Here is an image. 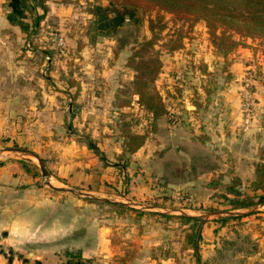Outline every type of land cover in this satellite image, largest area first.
I'll use <instances>...</instances> for the list:
<instances>
[{"label":"rangeland","instance_id":"1","mask_svg":"<svg viewBox=\"0 0 264 264\" xmlns=\"http://www.w3.org/2000/svg\"><path fill=\"white\" fill-rule=\"evenodd\" d=\"M8 1L3 8L8 9ZM37 1H29L33 6L27 13L30 25L39 16L37 11L43 12L37 8ZM45 2L48 11L59 8L62 15H55L57 11L44 15L25 34L24 43L29 44L27 58L32 60L34 71L31 95L17 98L18 82L6 86L11 93L6 115L8 119L18 117L29 145L40 138L45 141L49 136L58 142L57 149L46 151L42 154L45 159H41L51 184L75 190V195L61 194L82 200L98 202L79 196V192L135 206V209L121 210L100 201L101 214L115 209L124 217L122 226L126 225L127 214L138 221L139 227L151 231L148 256L155 257L157 264L165 253L170 254L175 264H240L255 250L263 248L257 240L263 238L264 242V206L233 209L231 201L236 195L228 186L238 180L236 190L241 197L254 196L250 184L255 179L256 165L264 161V37L235 35L239 44L223 54L212 43L204 21L173 16L143 3L137 11L136 22H128L113 38L97 37L91 42L92 9L95 5L106 6L107 0ZM103 39L107 43H101ZM146 42L151 44L145 46ZM32 48L39 52L31 58ZM143 59L155 60L151 65H158L152 85L161 98L165 115L154 117L143 109L135 94L136 68L142 67ZM35 90L58 94L34 96ZM230 94L234 97L229 100ZM245 94L249 113L243 109ZM23 103L25 109H18ZM51 104L54 110H50ZM233 104L239 108L232 107ZM233 108L238 114L231 119ZM41 120L43 125L48 123L47 128L40 125ZM232 121L234 130L230 127ZM129 134L146 136L143 146L132 154L124 151ZM227 137L239 141L235 154L222 144ZM245 138L246 142L253 139V151L249 143H243ZM88 140L98 147L99 154L87 146ZM19 149L34 154L27 147ZM117 151L120 153L115 155ZM254 152L259 160L251 161L254 163L251 178L243 171L244 167L239 168ZM100 154L107 162L118 164L120 174L125 170L120 183L116 175L117 189L112 184L113 173L106 174L111 179L102 186L103 194L92 192V188L101 189ZM91 156L97 159L91 186L80 183L73 188L64 177L54 175L56 166L60 165L59 157L85 163ZM32 160L38 164L36 159ZM169 162L172 170L179 168L176 176H165L164 164ZM71 166L62 164L66 172L72 170ZM250 169L251 166L248 173ZM195 182L197 185H189ZM41 186L51 190L43 179ZM247 210L251 212L226 215L230 211ZM179 211L203 219L187 221ZM196 232L199 233V262L192 244L186 240L188 234ZM259 234L262 237H254ZM212 240L214 243H210ZM215 243L217 246L212 250L210 246Z\"/></svg>","mask_w":264,"mask_h":264},{"label":"crops","instance_id":"2","mask_svg":"<svg viewBox=\"0 0 264 264\" xmlns=\"http://www.w3.org/2000/svg\"><path fill=\"white\" fill-rule=\"evenodd\" d=\"M4 2L6 0H0V151L17 145L18 148L27 147L40 159H45L42 154H45L46 151L56 150L58 142L52 136H49L45 141L40 138V140L29 145V140L25 137L26 130L21 126L18 117L8 119L6 115L8 110L6 108L8 104L6 103L8 98L11 97L7 87L15 85L14 82H18L16 86L20 95L17 98L29 97L31 95H29L31 92L30 82L34 77V71L31 65L32 60L27 58L26 46L28 47L29 44L25 45L24 43L25 33L18 26L12 25L6 20L5 15L8 9L3 8ZM54 11H57L55 15H62L61 10L58 8L57 10H49L45 16L51 15ZM37 14L41 15L42 13L37 11ZM26 22L29 21L26 19ZM103 41L105 40H101V43H107ZM30 50H34L32 54H29L31 58L36 55V52H39L35 48ZM46 56L48 63L51 65L49 55ZM52 69L53 67H51ZM42 78L44 77L42 76ZM40 94L51 97L56 96L58 93L35 90L34 96H40ZM15 95L16 93H13V96ZM229 97H234V95L230 94L228 96L230 100ZM232 99L235 101L237 98ZM17 102L19 103L18 100ZM52 106L54 105L49 106L50 110H54V108H51ZM234 106L237 109L239 108L238 104H233L232 107ZM21 107L25 109L24 103L17 108ZM18 109L16 110L18 111ZM236 112L238 114V111L233 108L230 115L231 119H234ZM233 121L230 124L231 128H233ZM98 123L97 127H100L101 122ZM46 124L43 125L41 120L40 125L42 127L47 128L48 123L46 122ZM246 141L245 138L243 143H249L250 151H253V139ZM237 143L239 141L234 140L233 137L223 138L222 140V144L225 145L228 152H233V154H235L238 147ZM32 148H38V150ZM119 153L117 151L115 155ZM247 158L249 160L241 162L239 169L244 167L243 171L252 178L254 163L251 161H255V158L259 160V157H255L254 152L253 157L248 156ZM100 161L101 189L91 188L92 192L103 194L105 190L102 186L107 179H111L110 177L107 178L106 174L110 171L113 173L112 184L117 189L116 175L117 182L120 183L121 175L125 174V170L122 169L120 174V170H118L120 166L107 162L101 154ZM59 162L60 165L56 166L54 175L60 178L64 177L65 182L72 185L73 188L79 186L80 183L91 186L90 184L95 175V168L93 167L97 159H93L91 156L89 162L77 163L71 159L59 157ZM68 163H70V166L72 165L70 168L72 170L66 172L62 164L67 166ZM105 164L108 165L107 168H105ZM249 166H251V173H248ZM235 170L237 171L236 168ZM68 178L73 179V182ZM41 179V175L33 162L6 152L1 154L0 264H35L36 262L40 264H64L66 253L77 251L81 253L83 260L88 261L89 264H157L155 257L151 259L148 256L151 245L147 247V244L151 243L153 234L148 228L139 227L136 219L129 218L125 214L126 225L122 226L121 221L124 220V217L117 214L115 209L112 213L101 214L100 201L91 202L66 194H57L59 192H53V190L41 186ZM189 185L195 186L197 182ZM108 204L111 205L112 203ZM213 223L210 224L213 225ZM212 228L216 227L212 226ZM260 236L262 237V234L254 237ZM257 241L260 242L261 246L264 245L263 238L261 241ZM210 243H214V240ZM216 246L215 243L210 247L213 250ZM158 262L160 264H175L168 253L161 255ZM178 264L183 263L179 262ZM240 264H264V246L255 250L250 256L245 257Z\"/></svg>","mask_w":264,"mask_h":264},{"label":"trees","instance_id":"3","mask_svg":"<svg viewBox=\"0 0 264 264\" xmlns=\"http://www.w3.org/2000/svg\"><path fill=\"white\" fill-rule=\"evenodd\" d=\"M33 0H9L7 2L8 12L6 20L18 26L25 34L29 33L31 26L36 23L48 12L46 0L36 2L37 8L43 12L33 24L26 22L27 13L33 10L29 4ZM106 6L95 5L92 9L90 22L91 42L97 37L113 38L121 30L127 27L128 22H136L137 11L146 4V7H153L172 14L173 16H182L181 18L192 19L194 21H204L211 36V41L215 47L226 54L230 49H234L239 42L234 39L235 35L252 38L255 36L264 37V0H107ZM35 6V7H36ZM38 15V14H37ZM152 22V20H151ZM153 31V26L151 25ZM219 31V32H217ZM151 42H146L145 46ZM120 46L119 48H121ZM117 53V52H115ZM155 61V60H154ZM152 60H141L142 65L137 67V75L134 81L139 103L146 111L154 117L165 115L166 111L162 104L158 92L155 91L152 83L158 72V65H151ZM146 136L139 134H129L124 144V151L135 153L145 143ZM87 146L95 153L99 154L98 148L91 142L87 141ZM43 161V160H42ZM44 162V161H43ZM167 167L165 176H176L179 171L177 166L172 170V164L165 163ZM238 180H234L228 188L236 195L233 203V209H246L255 205L264 204V161L256 165L255 179L251 182L250 187L254 191V196L241 197L236 190ZM237 184V185H236ZM256 199V201H254ZM108 204V203H106ZM121 210H129L122 205L111 204ZM168 217V216H165ZM184 220L201 222V219L182 216ZM199 233L188 234L187 242L192 244L197 262ZM35 264H40L36 262ZM64 264H89L83 260L80 252H67Z\"/></svg>","mask_w":264,"mask_h":264},{"label":"water","instance_id":"4","mask_svg":"<svg viewBox=\"0 0 264 264\" xmlns=\"http://www.w3.org/2000/svg\"><path fill=\"white\" fill-rule=\"evenodd\" d=\"M8 153L10 155H13V156H17L19 158H24L30 162H33L32 159H36L38 164H35V162H33L37 168V170L39 171L40 175H41V178L43 179V182H44V185L47 186L48 188H50L51 190L55 191V192H60V193H70V194H77V192L73 189H70V188H63V187H56V186H53L51 184V181H50V174L47 170V168L45 167L43 161L35 154L31 153V152H28L27 150H23V149H19V148H6V149H3L0 151V156L2 153ZM79 196H83L85 198H90V199H96L98 201H104V202H107V203H112V204H116V205H122L126 208H131V209H135V206L133 205H130V204H125L123 202H120V201H117V200H108V199H105V198H96V197H93L89 194H85V193H81L79 192L78 193ZM262 206H264V204H261ZM154 207H148L149 210H153ZM255 208L251 211H254ZM250 210H247V211H230V212H226V215L228 216H241V215H245L247 214L248 212H251ZM160 213H163V212H160ZM172 213H176V211H172ZM180 215H186L185 213L179 211L178 212ZM188 217H193V218H197V219H203V218H199V217H195V216H188Z\"/></svg>","mask_w":264,"mask_h":264},{"label":"built area","instance_id":"5","mask_svg":"<svg viewBox=\"0 0 264 264\" xmlns=\"http://www.w3.org/2000/svg\"><path fill=\"white\" fill-rule=\"evenodd\" d=\"M60 41H62V40H60ZM245 102L243 103V109H244V111L246 112V113H249L250 112V109H249V106H248V103H247V101H248V96L245 94Z\"/></svg>","mask_w":264,"mask_h":264}]
</instances>
